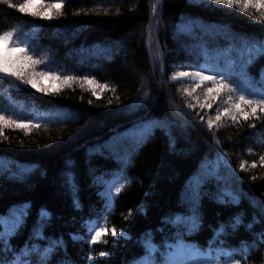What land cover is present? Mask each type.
Wrapping results in <instances>:
<instances>
[{
    "label": "trees",
    "instance_id": "1",
    "mask_svg": "<svg viewBox=\"0 0 264 264\" xmlns=\"http://www.w3.org/2000/svg\"><path fill=\"white\" fill-rule=\"evenodd\" d=\"M255 15L254 8L228 10L212 0H64L62 14L48 20L0 0V31L15 29L29 54L44 61L35 71L60 77L39 78L48 89L40 92L0 76V111L30 124L5 126L0 135V213L14 204L31 205L27 226L6 237L7 243L19 248L29 241L27 247L40 252L29 257L37 264H130L144 254L139 241L154 236L159 260L176 231L164 218L187 214V205L181 206L185 187L207 173L199 230L184 242L200 246L201 261L211 255L220 264H264V113L217 122L227 95L201 108L211 83L172 77L176 70L195 71L204 60L212 75L234 76L245 95L264 87V55L254 53L247 63L246 42L264 38V22ZM151 39L165 50L161 73ZM208 119L214 121L211 129ZM218 151L235 168L232 182L214 168ZM225 192L232 195L224 199L238 202L217 203ZM41 209L49 222L42 236L29 240ZM97 223L108 233L92 244L90 230ZM3 248L0 241V260H23L21 251L12 256Z\"/></svg>",
    "mask_w": 264,
    "mask_h": 264
},
{
    "label": "snow or ice",
    "instance_id": "2",
    "mask_svg": "<svg viewBox=\"0 0 264 264\" xmlns=\"http://www.w3.org/2000/svg\"><path fill=\"white\" fill-rule=\"evenodd\" d=\"M10 8L16 9L19 13L25 14L27 16L39 17L42 19L51 20L54 16L62 14V9L64 6V0H58L55 3H46V0H22L21 3H13L12 0H3ZM212 3L221 8H227L231 10L232 8L239 7V10L244 13H249L250 8L256 9L259 15L254 16V20L264 22V0H212ZM155 11V8H153ZM16 37L15 29L0 31V76L4 77H15L16 79L22 81L25 84L31 85L32 88L37 89L40 92H47L48 89L39 84V78L50 77L52 79H60V77L51 72H37L35 71V66L43 64L44 61L34 58L29 54L28 45L22 44ZM18 53L17 56H13L12 53ZM246 52L249 56L247 61L248 64L252 62L255 55H264V40L257 41L251 46L247 45L246 42ZM243 55V53H242ZM209 71H215L214 69H208L205 66H201L200 70L196 71H178L174 74L173 78L177 77H195L199 80L200 84L204 82H210L211 87L206 89V104L200 105L203 107H212V103L215 101L216 97L220 96L221 93L227 95L226 104L222 111H218L215 116V121H220L222 116H229L232 121H237L239 117L244 120H248L250 117L257 116V112L264 113V87L260 89H251L249 95H245L247 90L242 85L234 86L235 77L226 76L224 71H218L214 75L207 74ZM240 75H245L240 73ZM74 77H64L63 80L68 82ZM89 84L93 83L88 77L83 78ZM230 80L232 82H230ZM261 84L264 85V70L261 72ZM199 87V84L197 85ZM95 95V92H93ZM191 95V93H188ZM232 94H237L235 97ZM249 96L253 98H249ZM261 97L259 99L255 97ZM190 107H195V105H189ZM203 121V117H200ZM207 127L211 129L213 127L214 121L208 119L206 121ZM5 126H14L21 128H28L30 124L18 122L11 117L5 116L3 111H0V135L3 134V129ZM261 162H264V156L260 157ZM255 167V164L252 165ZM241 169L245 167L242 163L240 165ZM210 177L207 173L195 181H190L185 187V192L181 197V206L187 205V214L185 213H173L164 218V223L172 226L176 231L173 233L174 243L167 244V254L161 259H157V254L159 253L160 246L155 242L154 236L150 239H141L139 243L142 245L144 254L137 258H134L130 264H220V261L215 257L209 255L203 261L200 260L201 250L200 246L196 245L192 247L184 242V236L190 235L193 232L199 230V222L201 220L200 207L201 201L203 199L204 193L202 191L204 185L208 182ZM116 193L121 192V188L117 187L115 189ZM231 193H222L216 197V202L220 204H227L229 202H238L233 197L232 201L226 200L223 196H231ZM78 203V202H77ZM30 204H19L12 205L7 213H0V227H3L5 231L0 232V241L4 243L3 252L11 253L15 256L17 251L22 252L23 260L21 261L19 257L12 259L5 256L0 260V264H37L33 260H29V257L39 256L40 252L35 247L28 248L27 245L29 241H25V245L19 248H14L7 243L6 237L15 236L20 234V230L27 226V218L30 215ZM129 215H132L131 211ZM50 214L45 209H41L38 214V219L33 225L29 240L36 238V234L40 233L43 235V228L48 224V217ZM127 219V217H125ZM236 222L239 223V218L236 217ZM184 228V231H180ZM91 240L90 243L96 244L102 237L108 233V229L97 223V225L91 230ZM162 231V229L160 230ZM111 236L117 237L118 232L115 228L111 229ZM149 235V234H145ZM120 237H125L123 231L119 233ZM264 236V233H262ZM130 239V237H125ZM27 248V250H24ZM52 248L44 253V256H48L52 252ZM101 257L110 255V253L100 252ZM90 259L95 260V257H90ZM39 264H45L44 260L41 259ZM50 264V262H49ZM231 264H241V260L232 259Z\"/></svg>",
    "mask_w": 264,
    "mask_h": 264
},
{
    "label": "rangeland",
    "instance_id": "3",
    "mask_svg": "<svg viewBox=\"0 0 264 264\" xmlns=\"http://www.w3.org/2000/svg\"><path fill=\"white\" fill-rule=\"evenodd\" d=\"M12 1H18V2H22V0H12ZM126 42V41H125ZM149 45L150 47H152V54H156L158 55V57H156L158 59V62H154V64H158V71L161 73V56L162 54L165 52V50L163 51V48L161 49L160 45L157 48L154 41L151 39L149 40ZM155 56V55H154ZM156 60V59H155ZM201 66H205L209 69V66L204 63V62H200L199 66L197 67V70H200ZM178 72V71H175ZM207 74H211L210 71ZM137 75V74H136ZM150 76L152 77V73L150 72ZM195 77H187V79L190 80H194ZM141 79V78H140ZM215 170L218 173H221V178L226 180L227 183L232 182V179H234L235 176V168L231 165L229 159L226 157L225 154H221L220 151H218L216 153L215 156Z\"/></svg>",
    "mask_w": 264,
    "mask_h": 264
}]
</instances>
